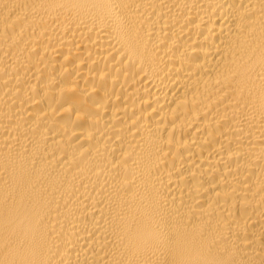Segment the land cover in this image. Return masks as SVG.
<instances>
[{
    "label": "bare ground",
    "instance_id": "6f19581e",
    "mask_svg": "<svg viewBox=\"0 0 264 264\" xmlns=\"http://www.w3.org/2000/svg\"><path fill=\"white\" fill-rule=\"evenodd\" d=\"M0 264H264V0H0Z\"/></svg>",
    "mask_w": 264,
    "mask_h": 264
}]
</instances>
